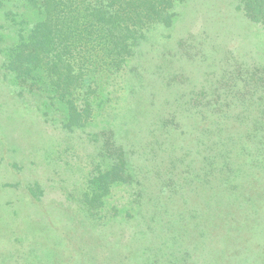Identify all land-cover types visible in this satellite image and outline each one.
<instances>
[{
    "label": "rangeland",
    "instance_id": "obj_1",
    "mask_svg": "<svg viewBox=\"0 0 264 264\" xmlns=\"http://www.w3.org/2000/svg\"><path fill=\"white\" fill-rule=\"evenodd\" d=\"M12 11L24 35L40 19L21 0ZM172 12L96 77L81 126L43 82L20 95L0 54V264H264V31L237 0ZM15 30L0 27V50ZM251 115L260 136H223ZM120 159L127 179L96 207L88 181Z\"/></svg>",
    "mask_w": 264,
    "mask_h": 264
},
{
    "label": "trees",
    "instance_id": "obj_2",
    "mask_svg": "<svg viewBox=\"0 0 264 264\" xmlns=\"http://www.w3.org/2000/svg\"><path fill=\"white\" fill-rule=\"evenodd\" d=\"M15 1L0 0V17L4 16L8 26H14L18 34L14 46L6 52L0 50L5 55L2 67L22 87L20 95L23 88L31 93L39 81L43 82L52 90L51 98L56 97L67 106L69 123L81 126L92 117V95L96 92L92 85L97 86L96 77L121 72L134 57L145 32L156 25L171 26L176 20L174 6L185 0H21L40 17L26 35L19 28L24 21L17 22L14 18ZM237 2L245 18L260 24L264 31V0ZM6 25L0 23V27ZM251 116L250 124L226 125V129L221 126L220 131L228 133L223 136L229 139L241 138L244 131L249 137L260 136L263 130L258 132V121L255 115ZM215 146L218 145L211 147L209 158L204 160L212 158L210 167L223 163ZM233 146L235 155L245 154L238 153L241 144ZM120 161V165L89 179L87 197L96 207L104 204L112 184L126 181L123 159Z\"/></svg>",
    "mask_w": 264,
    "mask_h": 264
}]
</instances>
